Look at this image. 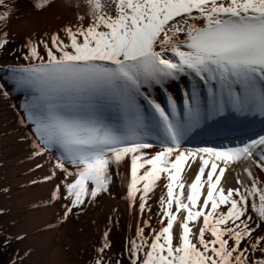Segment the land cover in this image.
Listing matches in <instances>:
<instances>
[{
  "label": "snow or ice",
  "instance_id": "1",
  "mask_svg": "<svg viewBox=\"0 0 264 264\" xmlns=\"http://www.w3.org/2000/svg\"><path fill=\"white\" fill-rule=\"evenodd\" d=\"M85 6L75 22L17 47L7 30L14 0H0V54L15 61L0 69V95H23L12 107L29 159L47 166L32 183H51L48 203L62 207L63 223L111 197L126 170L123 199L136 217L127 260L109 255V218L90 264H264V0ZM241 160L250 183L225 190L227 166ZM188 161L197 170L185 196Z\"/></svg>",
  "mask_w": 264,
  "mask_h": 264
},
{
  "label": "bare ground",
  "instance_id": "2",
  "mask_svg": "<svg viewBox=\"0 0 264 264\" xmlns=\"http://www.w3.org/2000/svg\"><path fill=\"white\" fill-rule=\"evenodd\" d=\"M35 2L36 0H14L15 11L12 16L22 22V39L33 34L55 32L64 25L75 22L77 11L84 13V6L80 5L79 9L76 7L79 0H53L52 6L46 11L35 10L33 7ZM69 4L72 6L69 7ZM8 100L0 98V105L3 108V114L0 112V212L4 217L0 229L14 241L19 242L17 253L24 250L26 252V248L30 250L29 261L34 260L36 262L34 264H71L70 256L73 257L76 251V248L73 249L74 246L84 251L90 234L84 233L74 239L70 231L73 225L67 220L60 223L62 208L58 204L48 203L51 183H32L33 180H42L47 172V166L36 169V165L43 163V160L29 159L32 152L30 141L24 139L29 134L28 130L20 126L18 119L11 121L9 118L10 110L6 103ZM188 163L191 161L186 163L181 177V182L186 183V190L192 172L194 169L197 170L196 164H192L189 170ZM248 166V162L243 160L227 166L226 175L221 182L225 190L241 187L236 183L237 179L250 183L247 182L245 171ZM112 186L113 195L111 197L103 195L98 209L94 212L93 216L97 222L93 224L97 229L95 228L93 241L101 240L104 230L110 226L109 218H112V229H117L121 233H127L130 226L134 228L136 224V217L129 216L127 204L123 199L127 187L126 170L122 169L118 177L114 176ZM5 188L8 189L7 192L3 191ZM156 191L159 194L160 189ZM203 191L206 194V188ZM116 220H119L118 225L115 223ZM201 223L202 220L196 222L197 225ZM17 236H23L24 239L17 240L15 239Z\"/></svg>",
  "mask_w": 264,
  "mask_h": 264
},
{
  "label": "rangeland",
  "instance_id": "3",
  "mask_svg": "<svg viewBox=\"0 0 264 264\" xmlns=\"http://www.w3.org/2000/svg\"><path fill=\"white\" fill-rule=\"evenodd\" d=\"M79 1H80L78 2L79 5H82V7L84 6V12H85L86 11L85 0H79ZM22 26L23 25H22V22H20V19L15 18L13 16L11 17L7 25V30L9 31L10 34L13 35L14 42L17 47L21 44L22 41L25 40V38L22 39ZM14 62L15 61L13 60V57L8 55L7 53L0 54V69H6L9 63H14ZM0 84H6L5 73L2 70H0ZM16 94L13 93L12 97L9 98L10 100L6 101L7 107L10 110L8 116L11 119V121L12 120L15 121L16 119H18L16 110L12 107V105L13 104L18 105L24 99L21 94H17V95ZM0 98H2V95H0ZM2 109L3 108H1V105H0L1 114H3ZM190 182L191 180L189 179L188 183ZM112 187L113 186H111V188ZM101 198H99L97 203H95L94 205L87 206L84 209V211L81 212L79 215H72L67 220V222L73 225V229L70 231L72 233V237L74 236V239H77L80 235H83L84 233L90 234V238H87L86 245H85L86 247L84 248V251H80L77 249L76 245L74 246L73 249L76 248V251L74 252L73 257L70 256L71 264H90V257L93 255V252L97 244L101 241V240L99 241L98 239H96L95 241L92 240V238L96 234L95 230L97 229L96 225L94 226L93 224L97 222L96 217L93 215H94L95 210L98 209V205L100 203ZM59 207L62 208L60 205ZM119 219L121 220V218ZM3 220H4V217L1 216V212H0V223L3 222ZM116 228H118V226ZM131 234L132 232L130 231V229L127 231V233L126 232L121 233L117 229L116 230L112 229L110 233V237H111L110 242L112 244V250L111 252H109V255L110 256L115 255L117 258L123 256V258L126 261L127 256H126V253L124 252V249L126 247L127 238ZM6 238H10V237L4 233V230L0 229V264H13L14 261H17V255L23 254L25 250L22 253H17L18 248H19V242L14 241L11 238V242L9 243ZM26 249L27 251H30L28 248ZM29 256L25 260V264L36 263L34 260L29 261Z\"/></svg>",
  "mask_w": 264,
  "mask_h": 264
}]
</instances>
